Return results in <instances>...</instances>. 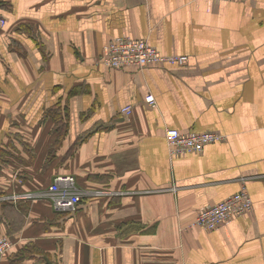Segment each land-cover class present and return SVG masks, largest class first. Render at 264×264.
Listing matches in <instances>:
<instances>
[{"label":"crops","instance_id":"obj_1","mask_svg":"<svg viewBox=\"0 0 264 264\" xmlns=\"http://www.w3.org/2000/svg\"><path fill=\"white\" fill-rule=\"evenodd\" d=\"M0 1V264H264V0ZM119 38L187 61L107 69ZM169 129L225 139L172 157ZM64 175L75 213L43 198ZM243 188L250 214L194 225Z\"/></svg>","mask_w":264,"mask_h":264},{"label":"built area","instance_id":"obj_2","mask_svg":"<svg viewBox=\"0 0 264 264\" xmlns=\"http://www.w3.org/2000/svg\"><path fill=\"white\" fill-rule=\"evenodd\" d=\"M230 1L244 2L246 0ZM5 24L6 21L0 17V27H4ZM186 61V57L163 56L145 41L119 38L105 45L99 64L107 69L133 68L143 70L148 66L183 64ZM146 101L153 106L155 105L153 96L147 97ZM132 112V106L122 109V115L126 119L131 117ZM165 138L170 155L177 157L187 154H200L204 152L208 145L223 141L225 136L215 132L182 134L180 131L169 129ZM43 198L50 201L55 213H75L82 202L83 192L78 187L74 176L64 175L53 180L44 192ZM253 206L250 194L246 188H243L227 200L203 209L197 215L194 225L205 231H213L235 218L250 214ZM13 249L14 243L12 240L7 236H0V259L8 256Z\"/></svg>","mask_w":264,"mask_h":264},{"label":"trees","instance_id":"obj_3","mask_svg":"<svg viewBox=\"0 0 264 264\" xmlns=\"http://www.w3.org/2000/svg\"><path fill=\"white\" fill-rule=\"evenodd\" d=\"M4 2L0 1V4H3ZM5 5V4H4ZM3 5V6H4ZM67 108V107H66ZM61 109V106H58L57 110L59 111ZM65 111V109H64ZM49 117H45V120L48 119ZM68 115L63 114L62 117H59V119H57V123H59V126L61 128H65L66 125L68 124ZM14 162V158L13 156H9V157H5L3 162L0 161V172L1 171H8V170H12V164ZM1 195V194H0Z\"/></svg>","mask_w":264,"mask_h":264}]
</instances>
